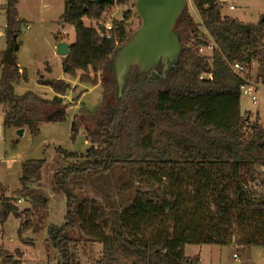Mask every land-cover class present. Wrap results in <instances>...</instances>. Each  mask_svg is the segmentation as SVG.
I'll list each match as a JSON object with an SVG mask.
<instances>
[{
	"label": "trees",
	"instance_id": "1",
	"mask_svg": "<svg viewBox=\"0 0 264 264\" xmlns=\"http://www.w3.org/2000/svg\"><path fill=\"white\" fill-rule=\"evenodd\" d=\"M92 1L63 0L60 16L75 33L61 60L62 72L73 78L81 73L80 79L89 82L82 75L90 70L101 97L96 107L81 106L72 119L71 137L83 128L89 143L85 153L56 148L67 161L52 177L53 189L67 198L66 221L47 229L58 264H80L75 243L87 242L101 246L94 264H198L197 256L184 255L186 245L258 246L264 251V126L257 114L251 118L250 112L240 113L243 80L230 69L235 62L247 70L255 63V79L264 86V19L241 23L222 16L216 0H190L199 22L185 9L175 24L182 45L178 65L163 80L132 70L123 98L117 95L112 63L134 32L127 30L132 12L111 23V38L106 39L103 26L86 27L83 18L98 21L112 5ZM115 3L134 6V0ZM17 4L6 0L2 7L11 49L25 23ZM211 44V56L199 53ZM1 56L3 126L25 128L36 136L43 122L63 121L64 110L49 113L59 105L56 100L30 91L15 93L14 86L27 80L25 70ZM202 74L210 78L200 79ZM42 85L56 95L68 89L64 80ZM44 165V159L23 161L20 187L11 198L0 184V224L9 215L19 218L20 236L39 228L45 218L40 183ZM117 172L122 180L115 191L125 199L122 204L107 198L76 200L70 191V183L79 178ZM20 200L29 207L20 211ZM71 231L79 233L78 238H72ZM21 257L18 250H0V264H22Z\"/></svg>",
	"mask_w": 264,
	"mask_h": 264
},
{
	"label": "rangeland",
	"instance_id": "2",
	"mask_svg": "<svg viewBox=\"0 0 264 264\" xmlns=\"http://www.w3.org/2000/svg\"><path fill=\"white\" fill-rule=\"evenodd\" d=\"M5 1L0 0V51L6 50L5 16L2 10ZM233 3L235 6L233 11L226 6H221L222 16L238 19L248 24L257 23L261 18L264 19V0H233ZM63 9V0H18L17 5L18 17L25 23L21 26L20 35L17 38L19 49L14 54L22 69L25 70L27 80L16 84L14 91L17 95L30 91L44 99L54 101L55 98H60L61 102L57 103L59 105L49 113L62 110L65 112V118L61 122H43L36 136H32L27 129L23 134H19L18 129L3 127L2 139H0V184L6 189L7 197H13L14 190L20 187L19 176L23 161L27 159L45 160L40 183L46 198V210L40 227L27 230L20 236L18 233L19 218L9 215L6 221L0 224V250L11 253L18 250L22 253V264H58L60 261L57 251L47 241L48 227L60 226L66 221L67 198L62 191L53 189L52 177L57 169L67 164V161L59 158L56 148L60 147L78 154L85 153L89 143L85 139L83 128H79L74 138L71 137L72 119L81 106L87 110L96 107L101 97V87L99 84H92L94 75L90 70L82 75L89 78V82L80 79L81 73L73 78L62 72L63 57L55 53L56 46L59 42L70 45L75 39L72 26L62 24L60 21ZM186 9L195 22H199L198 14L191 2H188ZM128 10H131L132 16L127 21V30L133 32L139 27L140 21L136 17L132 3L120 6L115 3L105 10L98 21L83 18V24L86 27L98 29L105 23L121 20ZM211 48L212 44L203 50L202 55L211 56ZM255 69L256 64H251V68L247 73L244 72L243 76L249 82L255 83L256 95L259 98L258 104L253 106L248 97L241 94L239 109L241 112L252 113L251 118L258 111L262 126H264V86L262 87L256 81ZM47 80H64L68 84L66 93L56 95L49 86L42 85ZM127 90L124 87L120 96L126 98ZM2 114L3 109L0 108V121H2ZM80 121L81 125L85 124L84 117H80ZM119 173L79 178L71 182L69 188L76 200L91 198L103 201L107 198L119 205L125 202V199L115 191L116 183L122 180ZM16 206L21 211L28 208L29 204L20 200ZM69 235L72 238H78L79 233L71 231ZM199 247V245H187L185 255L189 258L200 255L202 264H264V251L258 246L243 248L234 245H203L201 251ZM100 250V245L91 242L75 243L74 247L80 264H94L99 257ZM233 254L236 257H233Z\"/></svg>",
	"mask_w": 264,
	"mask_h": 264
},
{
	"label": "water",
	"instance_id": "3",
	"mask_svg": "<svg viewBox=\"0 0 264 264\" xmlns=\"http://www.w3.org/2000/svg\"><path fill=\"white\" fill-rule=\"evenodd\" d=\"M94 4H115V0H93ZM190 0H134L135 13L140 21L129 41L122 46L113 59V69L117 84V95L120 97L125 86L126 77L136 69L139 74L154 73L163 80L179 63L181 42L174 31L175 24ZM15 43L4 53V61L14 65L12 56L19 48ZM69 48L64 42L57 45L56 53L60 57L68 55ZM160 67V70L156 69ZM61 102L60 98H55ZM19 134L23 129L18 130Z\"/></svg>",
	"mask_w": 264,
	"mask_h": 264
},
{
	"label": "built area",
	"instance_id": "4",
	"mask_svg": "<svg viewBox=\"0 0 264 264\" xmlns=\"http://www.w3.org/2000/svg\"><path fill=\"white\" fill-rule=\"evenodd\" d=\"M216 2L221 5V6H226V8H228L230 11H233L235 9L233 0H216ZM103 29L104 31L101 33V35L106 38V39H110L111 38V31H112V24L109 23H105L103 24ZM209 48V47H208ZM205 48H200L199 49V53L202 54L203 50ZM230 69L233 73H235L237 76H239L242 80L243 83L240 86V93L247 96L249 99V102L253 105L256 106L258 104L259 98L256 95V89H255V83L249 82L247 79H245V77L243 76V73H247V69H245L244 65L239 63V62H235L230 66ZM203 78H210V74H202L200 76V79ZM3 116L4 113L2 114V120H3ZM3 122L0 121V139H2V133H3ZM233 257H236V255L234 254Z\"/></svg>",
	"mask_w": 264,
	"mask_h": 264
},
{
	"label": "crops",
	"instance_id": "5",
	"mask_svg": "<svg viewBox=\"0 0 264 264\" xmlns=\"http://www.w3.org/2000/svg\"><path fill=\"white\" fill-rule=\"evenodd\" d=\"M6 2V1H5ZM18 5V4H17ZM17 13H18V11H17ZM5 16V15H4ZM236 20H238V19H236ZM239 21V20H238ZM240 22V21H239ZM241 23H243V22H241ZM27 28H29V26H27ZM16 42H17V39H16ZM61 43V42H60ZM19 45V44H18ZM20 46V45H19ZM5 48H6V50L8 49V45H7V42H6V39H5ZM19 49V48H18ZM56 49H57V46H56ZM6 50H1L0 51V56H1V54L2 53H5V51ZM55 53H56V51H55ZM57 54V53H56ZM12 56H13V58H14V61H15V64L18 66V68H19V70L21 71L22 70V66L18 63V61H17V57L15 56V54H14V52L12 53ZM1 71V70H0ZM263 87V86H262ZM259 90V89H258ZM240 106V105H239ZM241 112V111H240ZM246 112V111H245ZM245 112H241L242 114H244ZM252 114V113H251ZM257 115H258V118H259V122H260V124L262 125V123H261V120H260V117H259V113H258V111H257V113H256ZM25 132V128H23V133ZM22 133V134H23ZM263 176H264V174H263ZM187 246V245H186ZM186 246L184 247V255H185V248H186ZM200 247H199V251H201V246H203V245H199ZM234 255V254H233ZM187 258H189L187 255H185ZM196 256V255H195ZM194 256V257H195ZM198 257V264H202V259H201V257H200V255H198L197 256Z\"/></svg>",
	"mask_w": 264,
	"mask_h": 264
},
{
	"label": "flooded vegetation",
	"instance_id": "6",
	"mask_svg": "<svg viewBox=\"0 0 264 264\" xmlns=\"http://www.w3.org/2000/svg\"><path fill=\"white\" fill-rule=\"evenodd\" d=\"M156 70L159 71L160 70V67H158ZM152 74H154V73H152Z\"/></svg>",
	"mask_w": 264,
	"mask_h": 264
}]
</instances>
